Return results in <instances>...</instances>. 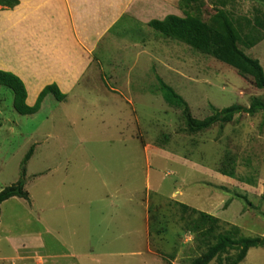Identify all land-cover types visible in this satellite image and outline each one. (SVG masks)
Instances as JSON below:
<instances>
[{
	"label": "rangeland",
	"instance_id": "rangeland-1",
	"mask_svg": "<svg viewBox=\"0 0 264 264\" xmlns=\"http://www.w3.org/2000/svg\"><path fill=\"white\" fill-rule=\"evenodd\" d=\"M158 2L183 16L184 0ZM191 2L203 21L224 10L241 24L242 36L259 32L253 46L239 47L264 70V28L254 24L264 18L263 2ZM140 7L149 14L154 5L128 0L124 20L106 35L111 53L102 70L116 93L99 97L100 88L81 86L77 92L86 102L49 95L37 113L24 116L14 110L13 94L0 87V191L18 180L34 148L26 165L29 200L1 205L0 264H190L206 251L203 238L190 231L198 209L219 219L215 235L237 226L241 236L264 237V111L189 134L156 77L183 97L196 120L264 102V89L208 55L132 24ZM127 77L136 85L143 81L126 87ZM181 204L198 212H184ZM240 264H264V249H250Z\"/></svg>",
	"mask_w": 264,
	"mask_h": 264
},
{
	"label": "crops",
	"instance_id": "crops-1",
	"mask_svg": "<svg viewBox=\"0 0 264 264\" xmlns=\"http://www.w3.org/2000/svg\"><path fill=\"white\" fill-rule=\"evenodd\" d=\"M17 1L12 9L0 8V70L13 73L23 82L27 105L32 106L43 88L52 84L66 95L63 102L76 96L80 97L81 103L86 102L83 93L77 92L81 86L100 88L99 97L117 92V88L104 80L102 59L111 53V48L106 45V35L124 20L122 17L126 12L123 11L128 0ZM151 1L154 7L149 14L143 7L137 14H129L132 24L148 27L151 20H162L170 13L180 16L178 9L167 13L164 7H159L158 1L164 0ZM150 14L153 17L149 19ZM101 46L102 53L99 52ZM126 80L125 85L129 83L126 87L134 85L137 88L143 81L136 85L129 77ZM147 86L146 83L145 95L148 94ZM138 93L142 91L138 90ZM204 213L212 215L207 210ZM145 221L147 226L143 235L149 231L147 213Z\"/></svg>",
	"mask_w": 264,
	"mask_h": 264
},
{
	"label": "trees",
	"instance_id": "trees-1",
	"mask_svg": "<svg viewBox=\"0 0 264 264\" xmlns=\"http://www.w3.org/2000/svg\"><path fill=\"white\" fill-rule=\"evenodd\" d=\"M183 16L169 14L162 20H151L148 26L162 37L179 41L190 48L208 55L219 62L236 69L237 71L252 78L255 88L264 89V70L259 61L252 59L245 54L239 47V43H245L247 46H253V41L261 38L253 37L250 31L241 35L240 23L236 25L223 10H218L208 21H203L201 17L191 12L190 4L193 0H184ZM264 3V0H258ZM224 2V1H223ZM18 4L17 0H0V8L12 9ZM254 24L264 28V18L255 19ZM159 90L162 93L164 101L174 108L181 111L182 118L185 121L186 131L189 134H195L210 129L212 126L224 124L233 121L235 115L241 113L255 114L264 111V102L255 101L248 108L240 105H232L203 120H196L190 113L187 102L177 94L170 86L165 84L158 76ZM0 87L8 89L13 94L12 106L20 115H33L37 113L48 94H51L58 102H63L66 95L60 89L52 84L45 86L39 93L35 103L32 106L27 105V92L23 82L13 73L0 70ZM33 146L25 155L18 180L0 191V214L1 205L11 198H21L29 200V193L25 190L26 165L33 154ZM224 176L234 178L233 171L222 170ZM182 210L198 212L189 209L181 204ZM199 217L190 222V231L199 234L206 245V251L195 258L190 264H209L216 259L218 264L222 263V255L225 257V264H240L252 248L264 249V237H245L239 235L240 229L237 226H231V229L222 234H214L218 228L219 219L204 212H198ZM210 227H206V226ZM230 251H235L230 255ZM165 258V256H162Z\"/></svg>",
	"mask_w": 264,
	"mask_h": 264
}]
</instances>
